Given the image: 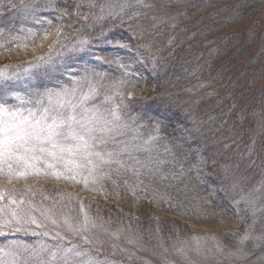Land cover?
Returning <instances> with one entry per match:
<instances>
[{
	"label": "trees",
	"instance_id": "1",
	"mask_svg": "<svg viewBox=\"0 0 264 264\" xmlns=\"http://www.w3.org/2000/svg\"><path fill=\"white\" fill-rule=\"evenodd\" d=\"M3 61L10 113L84 73L127 166L0 167V264H264V0H0Z\"/></svg>",
	"mask_w": 264,
	"mask_h": 264
},
{
	"label": "snow or ice",
	"instance_id": "2",
	"mask_svg": "<svg viewBox=\"0 0 264 264\" xmlns=\"http://www.w3.org/2000/svg\"><path fill=\"white\" fill-rule=\"evenodd\" d=\"M7 103V100L3 101V104ZM33 108L35 110L28 109L25 116L19 111L10 113L8 108L0 105V111L12 116L11 120L0 122V160L8 164L10 171L12 161L27 168L29 161L38 158V154L56 157L58 154L79 153L90 164L98 162L108 166H127V161L123 159L126 149L107 150L109 141H116L115 133L121 119L116 112L110 111L111 119H105L73 104L70 99L59 102V94L53 92H48L35 101ZM127 154L135 163H141L131 153ZM18 175L25 176L27 172H20ZM15 215L13 213V217ZM35 222L33 219L32 223ZM44 251L41 249L31 254L38 264H46L41 258V252ZM69 251L58 249V252L63 253L61 258L65 261ZM49 254L53 260L56 259L57 253Z\"/></svg>",
	"mask_w": 264,
	"mask_h": 264
},
{
	"label": "rangeland",
	"instance_id": "3",
	"mask_svg": "<svg viewBox=\"0 0 264 264\" xmlns=\"http://www.w3.org/2000/svg\"><path fill=\"white\" fill-rule=\"evenodd\" d=\"M10 63H8L7 61H3L2 63H0V68H5L3 66H8ZM83 74H79L76 75L74 77H72V79L70 80L68 85H63L62 87H58V88H52V89H48V90H38V93L36 94V97L34 99V101L29 102V99L27 100H21V104L24 105V107L19 108V112L23 113L25 116L28 114L27 110L28 109H32L35 110L33 108V104L35 103V101H37L38 99H40L44 94L48 93V92H53V93H57L59 94V102H64L65 100H71L73 104H78L80 105L81 108L83 109H87L89 110L90 108L87 106V103L89 101H87V99H90L89 97L92 95L83 96L80 93V81L81 79H77L79 76H82ZM12 112V113H16ZM89 112H95V111H91L89 110ZM9 115H7V113H5L4 111H0V121L3 122L4 120H11L12 116H9V119H4V118H8ZM2 118V119H1ZM109 119V118H108ZM138 140H136L137 142ZM108 146H111V149H114L116 147H118L117 144V140L115 142L113 141H109ZM109 148V147H108ZM39 158H43V160L48 163L50 165V167L52 166V168L60 173H70L72 170L75 173H80L84 170L86 171H90L92 173V171L94 170V168L97 167V165L99 164L98 162L94 164H90L87 163L86 160L84 159V156L81 154H58L56 157H51L48 156L47 154L44 155H40L38 154ZM91 159L95 160L94 157H92ZM0 167L2 168H8V164L4 163L3 160H0ZM17 164V162H15ZM14 167L13 170L17 171V172H25L26 168L23 165H14L12 166ZM35 223H32L31 226H25L24 228H26L27 230L31 231L32 233H40V234H44L47 235L49 233H52L54 235H64V233L66 232L65 229H59L55 226L52 225H47V222L44 221L43 218L41 217H36L35 218ZM69 236L71 235V232L68 231ZM236 256H226V258H219L218 261L213 262L209 259H207V257H203L198 255L197 253L193 252V251H184V252H179L174 254L173 256H171V260H170V264H231L232 261H234Z\"/></svg>",
	"mask_w": 264,
	"mask_h": 264
}]
</instances>
